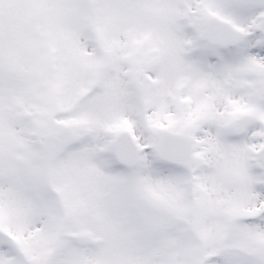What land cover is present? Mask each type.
<instances>
[{
  "label": "snow or ice",
  "instance_id": "obj_1",
  "mask_svg": "<svg viewBox=\"0 0 264 264\" xmlns=\"http://www.w3.org/2000/svg\"><path fill=\"white\" fill-rule=\"evenodd\" d=\"M0 264H264V0H0Z\"/></svg>",
  "mask_w": 264,
  "mask_h": 264
}]
</instances>
